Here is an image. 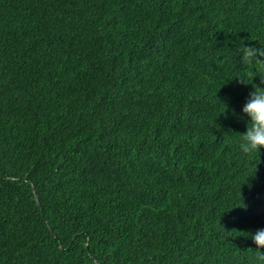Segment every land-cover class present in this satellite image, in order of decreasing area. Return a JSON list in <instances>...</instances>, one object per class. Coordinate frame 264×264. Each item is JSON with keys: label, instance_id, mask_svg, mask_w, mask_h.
Here are the masks:
<instances>
[{"label": "trees", "instance_id": "obj_1", "mask_svg": "<svg viewBox=\"0 0 264 264\" xmlns=\"http://www.w3.org/2000/svg\"><path fill=\"white\" fill-rule=\"evenodd\" d=\"M243 44L264 0H0V264H264Z\"/></svg>", "mask_w": 264, "mask_h": 264}, {"label": "clouds", "instance_id": "obj_2", "mask_svg": "<svg viewBox=\"0 0 264 264\" xmlns=\"http://www.w3.org/2000/svg\"><path fill=\"white\" fill-rule=\"evenodd\" d=\"M238 53L243 62H256L258 69L255 74L248 73L237 76L240 78L238 81L240 84L245 86L252 84V90L249 92L240 114H237L234 109L232 110V114L238 120H244L246 123V131L237 132L236 147L240 155L247 158L260 153L261 148H264V45L256 47L243 44L238 49ZM254 77H259L258 83H253ZM226 109L221 113L227 116ZM250 236L257 249L264 247V228L250 233Z\"/></svg>", "mask_w": 264, "mask_h": 264}]
</instances>
